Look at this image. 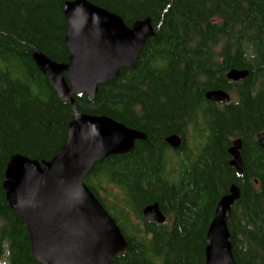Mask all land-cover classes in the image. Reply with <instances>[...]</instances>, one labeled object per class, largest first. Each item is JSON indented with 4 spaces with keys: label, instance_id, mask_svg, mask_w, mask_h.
Returning <instances> with one entry per match:
<instances>
[{
    "label": "trees",
    "instance_id": "1",
    "mask_svg": "<svg viewBox=\"0 0 264 264\" xmlns=\"http://www.w3.org/2000/svg\"><path fill=\"white\" fill-rule=\"evenodd\" d=\"M73 0H0V264H41L26 225L3 189L7 164L20 154L49 161L66 143L78 114L105 115L147 134L133 153L96 165L86 185L116 220L128 249L114 264H205L207 232L233 185L241 197L229 230L237 264H264V0H88L133 27L151 19L150 38L134 69L62 102L33 61L40 51L67 63L66 18ZM232 69L250 75L232 82ZM222 89L229 104L206 100ZM172 135L182 139L173 149ZM242 141L244 174L231 166ZM159 203L167 220L147 223Z\"/></svg>",
    "mask_w": 264,
    "mask_h": 264
},
{
    "label": "water",
    "instance_id": "2",
    "mask_svg": "<svg viewBox=\"0 0 264 264\" xmlns=\"http://www.w3.org/2000/svg\"><path fill=\"white\" fill-rule=\"evenodd\" d=\"M67 63H58L37 51L33 61L62 102L75 105L74 96L86 92L95 100L99 87L117 80L123 69H134L150 38L157 35L151 19L129 27L119 15L88 0L65 3ZM248 70L232 69L227 78L240 82ZM206 100L229 104L232 96L222 90L206 93ZM147 134L105 115L78 114L70 123L66 143L49 161L17 154L7 164L3 189L11 210L26 225L34 258L41 264H114L125 254L128 242L116 220L86 185L93 168L106 159L130 154ZM264 149V132L258 134ZM173 149L182 139L172 135ZM242 141L229 150L231 166L244 174ZM241 197L233 185L221 198L207 232L205 264H237L229 220ZM147 223L163 224L167 217L159 203L143 210Z\"/></svg>",
    "mask_w": 264,
    "mask_h": 264
}]
</instances>
